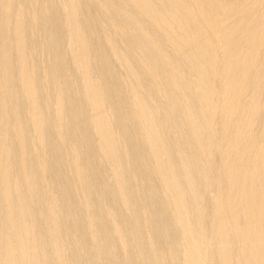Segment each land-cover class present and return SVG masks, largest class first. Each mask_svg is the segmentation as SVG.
<instances>
[{"label":"bare ground","instance_id":"bare-ground-1","mask_svg":"<svg viewBox=\"0 0 264 264\" xmlns=\"http://www.w3.org/2000/svg\"><path fill=\"white\" fill-rule=\"evenodd\" d=\"M0 264H264V0H0Z\"/></svg>","mask_w":264,"mask_h":264}]
</instances>
